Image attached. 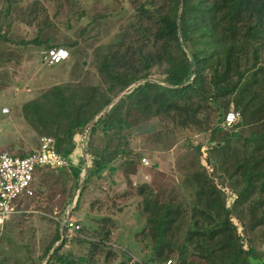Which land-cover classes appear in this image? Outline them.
I'll return each mask as SVG.
<instances>
[{"label": "trees", "instance_id": "16d2710c", "mask_svg": "<svg viewBox=\"0 0 264 264\" xmlns=\"http://www.w3.org/2000/svg\"><path fill=\"white\" fill-rule=\"evenodd\" d=\"M155 1L143 0L136 9L140 20L154 15L153 29L135 26V40H141L138 44L118 45L121 52L120 48L108 52L99 61L98 73L105 88L77 92L53 86L23 104L22 117L37 133L45 131L66 160L72 155L75 136L118 94L88 131V140L97 131L109 142L111 137L122 138L121 132L131 127L128 119L132 112L135 121L156 118L179 129L201 132L212 125L213 132H220L219 122L213 121L223 112L224 126V115L233 104L239 111L238 120L219 139L209 140L204 162L210 172L197 161L192 172L183 174L179 183L168 189L141 182L133 194L128 192L140 198L137 206L143 217L135 240L149 253L147 263L164 264L172 258L176 264H263L255 260L246 234L255 226H264V68L259 64L264 50V0H165L154 7ZM0 41L8 40L1 34ZM30 43L40 45L35 40ZM58 47L45 45L46 50ZM160 65L165 67L161 84L150 78V69ZM239 126L257 131L251 128L249 136L242 137L233 132ZM255 141L260 146H255ZM87 150L90 158L84 162L83 179L78 178L79 154L77 168L68 164L64 172L77 184L73 210L79 208L80 193L93 177L100 178L105 170L113 174V161L127 157L119 143L112 150L109 144ZM127 163L139 165V157ZM223 188L234 196L229 207ZM67 202L70 200L64 198L63 203ZM233 220L240 225V233ZM96 239L98 243H89L85 256L74 259L76 262L93 264L94 255L107 247L104 242L109 232L103 230ZM59 240L58 230L44 251L46 264H74L69 254L56 256L65 244L60 240L52 248ZM113 254L107 252L106 256Z\"/></svg>", "mask_w": 264, "mask_h": 264}, {"label": "rangeland", "instance_id": "374dc122", "mask_svg": "<svg viewBox=\"0 0 264 264\" xmlns=\"http://www.w3.org/2000/svg\"><path fill=\"white\" fill-rule=\"evenodd\" d=\"M142 2L143 0H0V35L3 34L8 40L0 41V109H8V113H0V153L25 155L37 149L41 137H48L45 131L37 133L24 121L21 107L26 102L36 100L53 86L67 87L77 92L89 87L99 90L105 88L97 68L102 56L118 48L121 52V46L138 44L141 40H135L136 27L153 29L155 26L152 14L140 20L136 9ZM164 2L165 0H157L154 7L161 6ZM32 40L40 45L30 43ZM45 45L65 49L68 53L67 60L54 66L43 64ZM146 47L151 49L149 44ZM260 57L259 64L264 68V50ZM164 69V65L151 68L150 78L160 83ZM230 110L239 112L231 103L228 108ZM135 117L132 112L128 119L131 127L121 132L122 138L111 137L110 142L102 139L100 131L89 140L86 137V142L83 139L84 131L75 136L72 155L66 161L77 168L76 155H80L79 180L85 177L84 162L88 163L90 158L87 149H100L109 144L112 150L119 143L120 149L127 153L126 159L116 158L110 165L115 169L113 174L105 170L100 178L93 177L89 181L87 189L80 193L78 209L73 210L78 196L77 184L69 177L68 172L67 176L64 175L67 167L34 168L32 196H20L16 199L15 203L19 205L21 212L11 217L0 232V264H46L47 256L44 258V251L55 234H58V230L60 240H65V244L57 251L56 256L64 258L69 254V260L74 264H86L74 259L85 256L89 243H98L96 237L99 238L105 229L109 232V239L104 242L107 247H102L94 255L93 264H158L146 262L149 253L135 240L142 228L143 217L137 206L140 198L129 196L128 192L133 194L142 181L168 189L170 185L179 183L183 174L192 172L197 161L210 172L204 162L206 149L211 146L209 140L212 137L219 139L223 132L230 131V127L221 125L223 112L213 121L219 122L220 132H213L212 125H209L206 132H201L196 129H179L167 120L141 118L135 121ZM241 122L240 117L238 124ZM251 128L257 131L253 127L239 126L233 132L247 137ZM83 143H88L85 145L84 155L81 154ZM255 146H260L258 141H255ZM195 148H199L198 151ZM138 157L139 165L137 163L131 166L127 163L129 160L135 162ZM141 158L146 160L147 165L141 164ZM215 183L218 184V181L215 180ZM224 190L227 194L225 204L229 207L234 196L226 188ZM64 198L70 202L63 203ZM70 204V216L81 231L61 239L64 232L58 222L64 217L63 212ZM246 220L247 217L243 216V221ZM233 224L240 233L238 222L233 220ZM246 239L257 263L264 264V226L250 229ZM107 252L114 253L113 257L106 256ZM169 259L170 264H176L172 258ZM166 262L167 260L164 264Z\"/></svg>", "mask_w": 264, "mask_h": 264}, {"label": "built area", "instance_id": "2783aa9c", "mask_svg": "<svg viewBox=\"0 0 264 264\" xmlns=\"http://www.w3.org/2000/svg\"><path fill=\"white\" fill-rule=\"evenodd\" d=\"M68 53L62 47L48 49L43 52L42 63L46 66H54L66 61ZM1 114L8 113V109L1 108ZM239 118L238 113L228 111L223 118V125L229 127ZM142 165H147L144 158L140 159ZM67 161L58 154L54 148V141L50 137H41L36 150L22 157L7 152L0 153V232L3 226L18 215L21 210L15 203L20 196L30 198L32 196V181L34 168L46 167L57 169L67 167ZM72 204L64 212V217L59 223L64 232L61 239L78 234L80 226L70 216ZM166 264H170L167 261Z\"/></svg>", "mask_w": 264, "mask_h": 264}, {"label": "water", "instance_id": "95a60500", "mask_svg": "<svg viewBox=\"0 0 264 264\" xmlns=\"http://www.w3.org/2000/svg\"><path fill=\"white\" fill-rule=\"evenodd\" d=\"M136 84V83H135ZM135 84L130 85L129 87L134 86ZM121 94H118L115 99L109 104L107 105L100 113H98L87 125L85 131H84V142L86 141V137L88 135V131L90 130V128L92 127V125L95 123V121L102 116L109 108L110 106L119 98ZM83 147H84V143L82 144V148H81V154H83ZM86 170L84 169V174H85Z\"/></svg>", "mask_w": 264, "mask_h": 264}, {"label": "crops", "instance_id": "0c3cea01", "mask_svg": "<svg viewBox=\"0 0 264 264\" xmlns=\"http://www.w3.org/2000/svg\"><path fill=\"white\" fill-rule=\"evenodd\" d=\"M84 172V171H83ZM85 175V174H84ZM83 176V175H82ZM82 179H83V177H82ZM142 182H147V181H142ZM74 204H75V202H74Z\"/></svg>", "mask_w": 264, "mask_h": 264}]
</instances>
